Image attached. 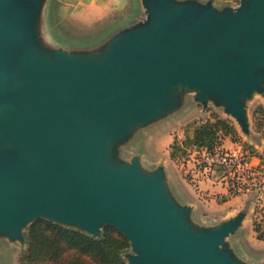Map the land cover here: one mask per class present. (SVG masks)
<instances>
[{"label": "water", "instance_id": "1", "mask_svg": "<svg viewBox=\"0 0 264 264\" xmlns=\"http://www.w3.org/2000/svg\"><path fill=\"white\" fill-rule=\"evenodd\" d=\"M138 3L100 49L90 40L73 51L36 43L45 0H0V235L26 244L24 230L39 219L94 237L112 226L130 243L127 264H250L226 248L247 203L204 222L164 162L145 169L140 153L124 160L119 149L175 116L183 93L253 134L264 0Z\"/></svg>", "mask_w": 264, "mask_h": 264}, {"label": "rangeland", "instance_id": "2", "mask_svg": "<svg viewBox=\"0 0 264 264\" xmlns=\"http://www.w3.org/2000/svg\"><path fill=\"white\" fill-rule=\"evenodd\" d=\"M90 1L45 0V9L41 5L38 10L37 26L35 25L36 43L46 50L64 46L73 51H82L86 50L85 47L79 46L84 43L83 41L95 40V48L100 49L109 37L117 34L121 27L127 25L125 24L126 21L123 20L116 22L117 18L109 22L110 16H103V19H95L92 17L93 14H88L87 17L85 16L80 21V24L74 23L71 18H68L69 7L73 9L75 2L83 6ZM99 1L104 0H97V2ZM71 3L73 4L71 5ZM238 3L239 0H214V4L219 8L224 5L236 6ZM59 8L62 10L63 15L61 16L58 13ZM73 24H76L77 27L73 26ZM98 27H101L100 31H97L99 34L95 32L92 37H89L90 30ZM85 32H87V37H85L86 35L82 36V33ZM183 95L184 107L176 112L175 116L156 126L139 131L130 142L120 146V158L126 160L131 158L134 153H140L141 163L145 169H148L156 162H164L168 167L169 173L175 174L174 176H176L179 185L203 203L201 210H203L204 215H207L205 216L207 221L211 220V217H216L215 214L220 212L221 209L225 210L232 207L243 197H246V203L254 205L256 211L254 212V209L250 206L249 213L242 227L239 228L235 235L228 237L226 248L241 261L250 264H260L264 260V240H259L256 237L257 233L254 231L253 221L254 219L264 218V173L262 175L261 172L255 171L250 174L248 170L238 169L235 174L226 175L215 170H203L201 168V157H197L194 147L179 143V147L169 150V146L174 139L178 141L184 140L186 135L191 133L193 124L198 121H205L212 118L213 115H218L229 120L232 125L234 122L233 119L226 117L222 112L223 108L208 107L202 112L200 104L196 105L191 102L192 95L190 93H183ZM258 108H261V111H256ZM255 111V116H253ZM248 112L253 134L248 137L238 136L240 140L243 138V142L248 146H252L261 153L264 159V121H258L262 112L264 113V97L255 95L254 99L248 104ZM169 124L171 125L165 128ZM238 143L229 144L232 149L225 148L222 150L240 155L242 154V147ZM252 167L254 166L249 162L248 168ZM252 178L253 180H251ZM176 187L179 189L178 185ZM222 190L227 193L230 199L225 205L226 207H222L220 203L213 201L214 198H212V201L209 200L215 194H217L216 196L219 199L220 195L218 194H222ZM196 215L198 216V214ZM25 248L26 244L24 242L10 241L7 237L0 235V264H18V259Z\"/></svg>", "mask_w": 264, "mask_h": 264}, {"label": "trees", "instance_id": "3", "mask_svg": "<svg viewBox=\"0 0 264 264\" xmlns=\"http://www.w3.org/2000/svg\"><path fill=\"white\" fill-rule=\"evenodd\" d=\"M258 110L261 111V108L256 109ZM256 111L253 112V116ZM258 121H264L263 112ZM225 137L239 142L244 160L249 161L252 156L259 157L260 165L256 170L253 168L251 170L259 171L263 175L264 159L261 153L241 141L231 122L218 115L193 124L191 133L182 141L174 139L169 150L179 147L180 143L194 147L197 157H201L203 150L209 154L224 152L221 144ZM201 160V168L204 169L206 164L202 157ZM211 168L213 171L226 174L225 166L217 165ZM253 225L257 233L256 237L264 240V218L254 219ZM24 236L26 248L21 253L18 264H127L122 253L128 251L130 243L118 229L112 226H105L101 236L94 237L78 229L39 219L27 227Z\"/></svg>", "mask_w": 264, "mask_h": 264}, {"label": "crops", "instance_id": "4", "mask_svg": "<svg viewBox=\"0 0 264 264\" xmlns=\"http://www.w3.org/2000/svg\"><path fill=\"white\" fill-rule=\"evenodd\" d=\"M72 4L73 3H71V5ZM64 5H69V4H64ZM74 5L75 6H73V9L69 7L68 18H71L72 21H74V23H77V24L78 23L80 24V21L83 20V18L85 16L87 17L88 14H93L92 17H94L95 19H101L103 16H105V17L110 16V18L108 20L109 22H111L115 18H117L119 20H123V21L128 20L130 18V16L132 15V13L134 12V10H136L137 7H139L138 0H104V1H99V2H97V0H91L90 2L84 4L83 6L78 2H75ZM58 13L60 16L63 15L61 8H59ZM73 26H76V24H73ZM101 27H98L97 29L95 28L94 30L93 29L90 30V36H92L93 33L100 31ZM91 31H94V32L91 33ZM85 35L87 36V32L82 33V36H85ZM170 125L171 124H169L168 126H165V128L169 127ZM233 125H234V128L237 131L238 135L241 136L239 130L237 129V127L235 126L234 123H233ZM226 140L228 141V143ZM234 143H237V142L232 141L229 137H225L222 141L221 147L223 149H225V148L226 149H232V147H230L229 144L234 145ZM249 162H251V164L254 166L252 168L254 170H256L258 168V166L260 165V158L257 156H252L250 158ZM165 168H166V171L168 172V167L166 165H165ZM256 172H259V171H256ZM168 175L170 176V180L172 181L173 185L175 187L177 185L179 186L178 191L182 192L181 196H183V199L185 200V202L192 204L194 206V211L196 214H198L199 218L202 221L207 222V219L205 218V216H207V215H204L203 210H201L203 203L199 199L195 198L193 196V194H190L187 190H185L184 188H182L179 185V182H178L176 176H174L175 174L172 175L171 173H168ZM222 192H223V190H222ZM222 192H220V193H222ZM216 195L217 194H215V196L211 197L209 200L212 201V198H214L213 201H215L216 203L217 202L220 203L222 205V207H226L225 205H227V203L230 201L229 197L227 196V193L224 191L222 194H218V195H220L219 199L217 198ZM246 199H247L246 197H243L234 206L229 207L225 210L221 209L220 212L215 214L216 217H211V220H208V221H215L216 219L225 217L229 214L236 212L238 209H240L241 207H243L246 204V201H247ZM250 206H251V208L254 209L253 211L255 212L256 210L254 208V205H249V209H250Z\"/></svg>", "mask_w": 264, "mask_h": 264}, {"label": "built area", "instance_id": "5", "mask_svg": "<svg viewBox=\"0 0 264 264\" xmlns=\"http://www.w3.org/2000/svg\"><path fill=\"white\" fill-rule=\"evenodd\" d=\"M242 156V154L238 155L228 151L209 154L203 150L201 153L203 162L206 164L205 170L213 171L212 166L222 165L226 168V175H233L238 169L248 170L250 174L253 173L251 168H248L249 161L244 160Z\"/></svg>", "mask_w": 264, "mask_h": 264}]
</instances>
